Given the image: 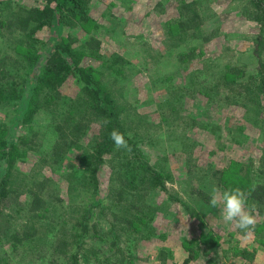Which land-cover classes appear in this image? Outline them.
I'll use <instances>...</instances> for the list:
<instances>
[{
    "label": "rangeland",
    "instance_id": "rangeland-1",
    "mask_svg": "<svg viewBox=\"0 0 264 264\" xmlns=\"http://www.w3.org/2000/svg\"><path fill=\"white\" fill-rule=\"evenodd\" d=\"M86 3L89 23L65 17L62 23L31 36L0 30V87L10 94L23 92L0 103V139H7L8 149L14 152L12 177L14 187L21 191L16 203L4 211L10 233L30 231V225L37 230L35 238L20 244L0 240V264H69L54 253V247L59 240H74L76 231L80 236L75 224L87 209L89 227H97L82 239L84 243L77 242L78 264H160L162 249L168 264H184L190 250L198 254L189 264H204L203 253L214 243L222 246L224 261L219 264H264V243L255 234L258 228L264 231V224L245 238L234 224L223 221L222 205L213 208L194 191L202 190L208 198L213 187L224 191L233 175L228 172L227 180H222L215 169L225 170L241 160L245 170L253 166L258 172L256 166L264 154V129L246 122L248 113L234 102L235 95L239 100L241 96L237 89L229 93L232 101L222 99L221 105L211 107V99L196 94L204 78L212 79L219 90L215 72L224 66L239 65L247 71V78L259 81L255 50L260 25L247 17L249 0ZM186 4L197 11V26L187 31L177 26L167 33V22L176 25ZM16 5L43 8L45 0H0V22L13 14ZM92 37L100 39L101 48L90 55L83 44ZM57 43H71L80 52L82 65L100 68L99 79L112 84L110 90L125 108L122 118L137 148H115L98 166L87 161L84 153L103 122L95 118L88 136L71 147L68 158L59 164L52 162L53 125L68 111L78 115L88 109L74 79L53 91L59 96L54 100L44 97L50 89L42 93L37 87L42 62ZM191 50L197 52L195 57L186 56ZM262 54L264 59V50ZM116 71L123 75L116 76ZM134 162L161 170V184L138 190L134 187L141 186L137 180L130 187L127 171ZM73 163L79 172H74ZM255 174H250L252 183L260 180ZM44 175L49 180L47 205L31 213L27 191ZM255 215L257 223L264 220L258 212ZM247 253L253 260L246 259Z\"/></svg>",
    "mask_w": 264,
    "mask_h": 264
},
{
    "label": "trees",
    "instance_id": "trees-1",
    "mask_svg": "<svg viewBox=\"0 0 264 264\" xmlns=\"http://www.w3.org/2000/svg\"><path fill=\"white\" fill-rule=\"evenodd\" d=\"M251 9L247 12L248 19L258 23L260 25V35L257 40L255 54L258 57V67L257 73L259 75V81H253L251 78H247V71L241 66H224L217 69L215 74L219 77V90L213 85L212 79L204 78L200 81V86L198 96L206 97L211 99L209 103L210 107L214 104L221 105L220 101L229 102L233 99L231 98L230 92L236 91V89L241 93L240 100L234 96V102L240 103L245 108V120L248 123L260 125L264 129V119L261 120L260 115L264 114V0H249ZM90 8H88L86 0H45V5L43 8L39 7H22L16 5L14 7V12L9 16L8 19L0 22V30L5 29L8 32L20 31L30 36L36 34L39 30L45 27H52L55 23H62L65 17H70L72 19H78L83 22L89 23L91 20ZM172 22H167V33H170L171 28L176 29L179 27L181 31H187L193 26L198 24V13L191 4H186V6L181 8L180 18L176 25ZM75 40L71 39V42ZM84 48L91 55L96 53L101 47V41L98 38H90L86 40L83 44ZM82 46V47H83ZM78 52V53H77ZM197 52L195 50L189 51L186 56L195 57ZM80 52L77 51L70 44L64 45L57 43L53 52H51L47 59L42 62L41 72L38 76L37 87L40 88L42 93L50 89L49 94H45V99L54 100V97L59 98L57 94H54V90L59 87L61 83L66 82L68 79H74V82L79 88V92L84 96V102L88 105L87 110L78 115L76 113L66 112L64 118L61 122H56L53 125L54 137L53 148L50 151V157L52 162L59 164L68 158V154L72 150V146L77 145V141L82 137L88 136L90 133L91 122L95 118L102 119L103 122L99 128L98 132H95L92 137V144L90 148L84 153V158L87 159L92 164L98 166L104 157L107 155H112L115 151L114 143L110 139V132L113 129L119 130L125 135V139L128 145L137 148V143L131 137L129 128L125 118H122L123 112L125 113V108L121 103L117 101L114 93L110 90L112 84L105 85L99 79L100 68L89 66L86 67L81 64V59L78 56ZM111 70V69H110ZM116 76H121L119 71H116ZM111 74L114 76L115 72L112 71ZM219 74V75H218ZM251 74V73H250ZM249 74V76H250ZM123 75V74H122ZM114 77L117 79L118 77ZM3 79V77H0ZM8 79V78H7ZM238 86V88H234ZM2 87V88H1ZM0 87V103L9 101L11 95H23L22 91L16 90L12 94L5 91L4 86ZM53 93V94H52ZM57 95V96H55ZM194 95V94H193ZM23 100V99H22ZM23 102V101H21ZM56 102V101H54ZM63 102V101H62ZM65 103V102H63ZM247 111V112H246ZM259 115V116H256ZM260 123V124H257ZM220 131H223L220 128ZM221 138V137H217ZM232 138L231 140H233ZM25 144V140L23 141ZM232 143V142H231ZM219 147H221L219 145ZM224 147V146H223ZM90 149H92L90 151ZM138 150V149H136ZM83 158V159H84ZM128 158V156H126ZM15 155L12 150L8 149V140L0 139V240L11 239L14 243H22L25 240H29L36 237L37 230L33 225L29 226L30 231L24 230L22 233L16 230L10 233L9 222L5 214L4 209L11 208L12 204L16 203L19 198L21 191L20 188H15V179L12 177V167L14 165ZM243 161L237 160L231 162L230 165L224 169H215L216 175H220L222 180L226 179V173L230 172L233 178L229 180L225 186V190L229 188L239 187L248 194V204L255 205L256 212L260 216L264 217V154L261 155L259 163H257L256 168L259 169L256 172L253 166L244 169ZM192 165V164H191ZM74 172H79L77 167L73 163L71 165ZM2 169L4 172L2 173ZM192 168H187V173H192ZM254 171L256 176H259V182L252 183L251 178H249ZM92 172V171H91ZM125 172V170H124ZM128 175L131 177L130 187L133 186V182L137 180L140 181L141 186L134 184L135 189L146 190L148 184H152L154 187L157 184H161V170L157 169L156 166L148 163H136L128 171ZM83 174L82 172H80ZM93 178L95 179L96 173L93 172ZM47 177L44 175L43 179H35L34 183L28 189V197L26 199V204L28 210L31 213H37L42 208L47 205L46 186L48 185ZM145 181V182H144ZM147 181V182H146ZM144 182V183H143ZM143 183V184H142ZM84 184L87 181L84 179ZM225 184V185H226ZM230 185V186H229ZM200 196L206 198L209 204L210 198L206 197L202 190H194ZM51 197L52 194H47ZM73 201H76V196L72 193L70 195ZM90 211L87 209L86 214L81 217L75 224L76 230L80 229L79 232H75L74 240H59L54 247V253L61 258L67 259L69 264H78L77 252L74 249H79L80 244L83 242V238L95 232L97 224H93L92 228L89 227L88 222L91 220ZM264 220L256 224L255 229L262 226ZM257 227V228H256ZM254 229V230H255ZM256 236H258L264 243V231L263 229L255 230ZM79 239V240H78ZM222 246L221 244H209L207 249L203 253L205 258L204 264H219L223 259L221 254ZM198 252L195 250H190L189 257L184 261V264H189L193 257L197 259L196 255ZM227 257V256H226ZM246 259L249 261L252 259V254L247 253ZM160 264H168L167 252L165 249L160 251ZM177 264V263H174Z\"/></svg>",
    "mask_w": 264,
    "mask_h": 264
},
{
    "label": "clouds",
    "instance_id": "clouds-1",
    "mask_svg": "<svg viewBox=\"0 0 264 264\" xmlns=\"http://www.w3.org/2000/svg\"><path fill=\"white\" fill-rule=\"evenodd\" d=\"M109 135L117 150H130L125 135L119 130L113 129ZM209 203L213 208L222 205L221 216L223 221L234 224L237 229L241 230L245 238L251 236L257 224L256 207L248 204V194L245 191L237 187L228 188L221 192L213 187Z\"/></svg>",
    "mask_w": 264,
    "mask_h": 264
}]
</instances>
